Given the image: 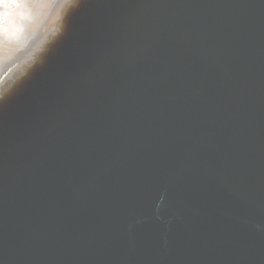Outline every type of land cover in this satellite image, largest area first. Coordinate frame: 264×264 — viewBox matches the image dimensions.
<instances>
[{"label": "water", "instance_id": "water-1", "mask_svg": "<svg viewBox=\"0 0 264 264\" xmlns=\"http://www.w3.org/2000/svg\"><path fill=\"white\" fill-rule=\"evenodd\" d=\"M202 67L81 162L0 113V264H264V0H239Z\"/></svg>", "mask_w": 264, "mask_h": 264}, {"label": "bare ground", "instance_id": "bare-ground-1", "mask_svg": "<svg viewBox=\"0 0 264 264\" xmlns=\"http://www.w3.org/2000/svg\"><path fill=\"white\" fill-rule=\"evenodd\" d=\"M98 1L0 0V113L38 131L54 126L44 146L61 162H81L95 143L123 142L130 128L120 115L174 99L231 33L239 4ZM74 52L79 57L69 62ZM89 71L90 95L77 106L82 96L69 90ZM147 124L149 132L155 123Z\"/></svg>", "mask_w": 264, "mask_h": 264}]
</instances>
